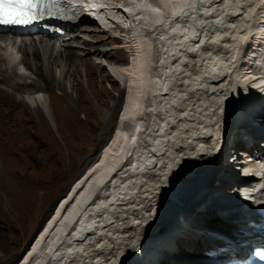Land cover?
<instances>
[{"label":"bare ground","instance_id":"bare-ground-1","mask_svg":"<svg viewBox=\"0 0 264 264\" xmlns=\"http://www.w3.org/2000/svg\"><path fill=\"white\" fill-rule=\"evenodd\" d=\"M85 4L105 23L103 28L80 27L84 19L97 22L88 16L64 24L63 29L79 26V32L64 38L60 48L55 29L0 33L6 63L0 66V157L7 144L22 138L15 128L31 136V152L48 145L50 156L63 162V168L83 157L93 129L99 128V140L105 142L97 161L73 183L69 197L45 216L43 228L16 264H120L138 253L146 259L142 264H215L247 251L244 242L248 245L260 236L250 231L248 217L264 209L256 206L255 197L245 201L240 192V203L235 204L232 181L247 172H234L247 169L244 158L250 154L244 149L264 160V128H254L264 121V0ZM109 15L121 23L113 22L122 30L120 37L93 35L109 30ZM113 43L120 44L107 47ZM93 56L107 59L113 72ZM49 85L59 90L53 92L51 104L57 135L45 107L34 108L20 97L28 91L37 96ZM117 89L121 91L115 104L104 114L109 107L104 96L112 99ZM239 102L235 118L228 121L231 105ZM205 133H210L208 138ZM231 147L241 151L236 154ZM210 172L209 188L190 190L188 199L176 189L175 198L164 202L171 210L163 212L162 198L171 184L193 173L192 183L199 185ZM18 176L0 164V227L14 223L21 206H28L29 193L20 189ZM191 202L195 208L187 211ZM168 215L177 217L175 224L146 248L144 237ZM219 219L228 222L229 230H210Z\"/></svg>","mask_w":264,"mask_h":264},{"label":"rangeland","instance_id":"rangeland-1","mask_svg":"<svg viewBox=\"0 0 264 264\" xmlns=\"http://www.w3.org/2000/svg\"><path fill=\"white\" fill-rule=\"evenodd\" d=\"M107 23V22H106ZM105 23H99L95 21H90L88 19H84L80 23L81 26H99L103 28ZM110 24V23H107ZM79 26L75 27L74 29H68V32H66L62 36L56 37V46L57 48H60L63 45V39L71 37L70 34L73 32H79ZM107 32H94L93 35L101 36L105 38L107 37V34H110L112 36L120 37V32L122 30L118 27V32L114 31L113 28L108 26ZM71 32V33H70ZM0 33H4L5 35H8L9 33H12V31H2ZM125 34V32H124ZM10 35V34H9ZM82 37H85L87 33H82ZM84 35V36H83ZM123 37V36H122ZM89 38V37H88ZM90 39V38H89ZM92 40V39H91ZM97 40V39H96ZM95 40V41H96ZM96 43V42H95ZM4 41L0 38V66L5 67L6 63L3 60V53L4 50L2 49L1 45H4ZM97 44V43H96ZM120 43H113L112 45H109L107 47L111 48V46H119ZM21 55V54H19ZM127 60H129V55L127 53L122 56ZM93 60L97 63H103L106 70L109 72H113L111 69V66L107 63V59L99 58L97 56H93ZM108 67V68H107ZM22 71H25L24 68L21 69ZM57 76L59 75V69L56 71ZM27 75L30 76L31 71L27 70ZM17 82V78L15 79ZM35 78L28 77V81H34ZM85 81V78H84ZM109 83V82H107ZM107 83L104 84V87L106 89H109L107 86ZM49 89L41 92V94H37L35 92H24L20 97L25 98L31 106L34 108H37L38 106L45 107L43 108L46 112V115L49 119L50 126L57 135V124L52 116V97L53 92L59 91L57 88H53L51 85H49ZM123 87V85H122ZM121 90H113L112 99L110 97H105L104 100L109 101V107L105 109L104 114L109 113V109L115 104L116 98L118 97V94ZM123 96H126V92L124 91ZM108 98V99H107ZM114 98V99H113ZM241 102V101H240ZM234 103L231 105V115L228 117V121H231L233 118H235V113L237 109L239 108V105L241 103ZM120 104H123V98L120 101ZM118 105V109L116 111V115L114 116V124L112 126V131L110 132V135L113 132V128L117 124V118L119 115V109H121V105ZM234 114V115H233ZM229 125V124H228ZM256 127L254 128H264V121H261L259 123L254 124ZM15 134L18 136H21L17 141V144H7L6 145V154L4 157H0V164L5 163L9 168L14 169L17 173V176L22 181L20 183V189L24 192L29 193V199H28V206H21V214L20 217L11 225H3L0 227V264H16L23 254L28 249L29 245L31 244L34 237L37 235V233L43 228V225L45 223V216L46 219L49 218L53 214V209L55 205L64 197L66 196L67 190L69 189L70 185L73 184L76 180H78L82 174L85 173L86 169L88 167L92 166L99 157V148H101V145H105V142H100L99 135L100 130L99 128L93 129L92 132V138L91 141L85 145L84 147V155L79 159L78 161H71L67 163V166L63 168V162L56 160L55 157L50 156L51 148L48 147V145L44 147H39L34 149V153L30 151L29 148H31L33 145V139L31 136L27 133L20 131V129L15 128ZM231 137V136H230ZM229 137V138H230ZM12 149V151H11ZM230 150H235V153L237 154V151H241L240 149H236L234 147H231ZM247 149H244L242 152H245ZM30 151V152H29ZM48 154V155H47ZM34 156V157H33ZM36 156V157H35ZM8 158L5 160L4 158ZM90 160V163L85 166V163ZM83 167V168H82ZM234 172H241V169H234ZM193 174V173H192ZM190 174L184 181H175L174 184H176V188L173 189L174 184H171L169 186V191L167 194H164L163 196V205L160 206L163 209L164 213H168L172 206L169 205L167 202L170 199L175 198L173 196L179 188V196H183L182 198L188 199L186 197V193L190 190H198L199 187L200 192L202 190H205L206 188H209V184L212 183V176L213 173L210 172L208 178L205 181H202L203 183L199 185H195L192 183L193 175ZM23 177V179H22ZM239 178V177H237ZM236 181V180H234ZM24 182V183H23ZM30 183V184H29ZM173 183V182H172ZM192 183V184H191ZM216 180H214V183L212 184V187L215 186ZM22 185V186H21ZM29 185V186H28ZM186 189H185V188ZM234 188V187H233ZM232 188V189H233ZM173 189V190H172ZM177 191L175 192V190ZM213 189V188H212ZM210 189V190H212ZM28 190V191H26ZM196 190V191H197ZM208 190L206 194H209ZM173 191V192H172ZM193 192L188 194L187 196L190 197ZM182 200V199H181ZM192 203V204H191ZM190 206H182L185 207V209L193 210L195 207L193 202H191ZM169 205V206H168ZM197 205V204H196ZM181 207V206H180ZM181 209H184L182 208ZM188 207V208H187ZM193 207V208H192ZM52 213V214H51ZM174 215V214H173ZM168 217V218H167ZM163 220H158L157 228L155 230H151L148 232V234L144 237V243L146 245V248L148 247L149 243L156 242L159 240V238H162L163 235L170 230V227L175 224L176 216L172 217V215H168ZM172 217V218H171ZM228 222L222 221V220H214V222L211 223V231L214 232L215 230H229ZM213 228V230H212ZM142 252V251H141ZM135 255V254H134ZM130 256L131 262H128V258H124L123 262L121 259L120 264H142L146 259H142L140 253L136 254V256ZM127 257V256H126ZM199 255H193L194 259H197ZM127 261V262H126ZM142 261V262H141Z\"/></svg>","mask_w":264,"mask_h":264},{"label":"snow or ice","instance_id":"snow-or-ice-1","mask_svg":"<svg viewBox=\"0 0 264 264\" xmlns=\"http://www.w3.org/2000/svg\"><path fill=\"white\" fill-rule=\"evenodd\" d=\"M59 11L55 0H0V25H27ZM159 13L160 9H153ZM177 12L174 9L173 15ZM159 23V21H157Z\"/></svg>","mask_w":264,"mask_h":264},{"label":"water","instance_id":"water-1","mask_svg":"<svg viewBox=\"0 0 264 264\" xmlns=\"http://www.w3.org/2000/svg\"><path fill=\"white\" fill-rule=\"evenodd\" d=\"M117 122H118V121H117ZM84 175H85V174H84ZM84 175L82 174L81 178H83ZM81 178H80V179H81ZM80 179H79V180H80ZM74 185H75V184H74ZM74 185H73V184L70 185L69 189L67 190L66 197H69L70 193L72 192V189L74 188ZM64 197H65V196H64ZM64 197H63V198H64ZM66 197H65V198H66ZM58 206H59V204H58V205L56 204L55 207H54V209H53V211H54ZM53 211H52V212H53ZM51 214H52V213H51ZM30 246H31V245H30Z\"/></svg>","mask_w":264,"mask_h":264}]
</instances>
